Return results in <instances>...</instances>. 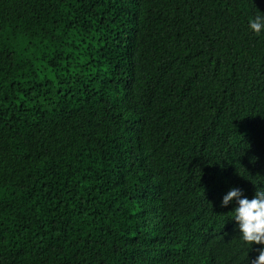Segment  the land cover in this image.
I'll return each mask as SVG.
<instances>
[{
	"label": "trees",
	"instance_id": "obj_1",
	"mask_svg": "<svg viewBox=\"0 0 264 264\" xmlns=\"http://www.w3.org/2000/svg\"><path fill=\"white\" fill-rule=\"evenodd\" d=\"M264 0H0V264H249Z\"/></svg>",
	"mask_w": 264,
	"mask_h": 264
},
{
	"label": "clouds",
	"instance_id": "obj_2",
	"mask_svg": "<svg viewBox=\"0 0 264 264\" xmlns=\"http://www.w3.org/2000/svg\"><path fill=\"white\" fill-rule=\"evenodd\" d=\"M248 29L256 35L264 32V14L248 19ZM233 204L231 219L236 222L239 239L251 248L259 245L258 254L249 264H264V185H258L251 199L242 190L230 188L220 200L221 207Z\"/></svg>",
	"mask_w": 264,
	"mask_h": 264
}]
</instances>
